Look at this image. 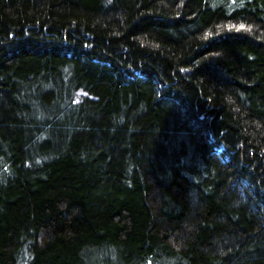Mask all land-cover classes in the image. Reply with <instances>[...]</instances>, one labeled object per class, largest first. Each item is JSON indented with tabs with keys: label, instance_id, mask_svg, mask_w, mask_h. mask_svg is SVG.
<instances>
[{
	"label": "trees",
	"instance_id": "obj_1",
	"mask_svg": "<svg viewBox=\"0 0 264 264\" xmlns=\"http://www.w3.org/2000/svg\"><path fill=\"white\" fill-rule=\"evenodd\" d=\"M0 264H264V0H0Z\"/></svg>",
	"mask_w": 264,
	"mask_h": 264
}]
</instances>
